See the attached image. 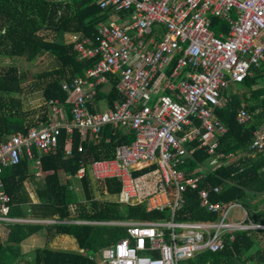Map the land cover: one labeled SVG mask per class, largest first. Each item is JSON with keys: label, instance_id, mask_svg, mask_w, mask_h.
Wrapping results in <instances>:
<instances>
[{"label": "built area", "instance_id": "2783aa9c", "mask_svg": "<svg viewBox=\"0 0 264 264\" xmlns=\"http://www.w3.org/2000/svg\"><path fill=\"white\" fill-rule=\"evenodd\" d=\"M100 10L132 11L119 23L111 19L98 26V43L72 35L79 60H96L71 81H63L68 97L47 102L49 123L44 128L17 132L0 144V224H60L10 217L11 198L2 176L9 167L56 150L62 131L69 143L76 131L97 145L108 126L132 131L135 139L116 148L113 159L82 162L75 179L88 176L93 184L121 183L120 205H146L148 213L169 212V219L98 223L122 226L127 236L95 254L98 264H185L206 252L223 250L235 232L264 228L246 221L233 222L231 209L215 203L220 188L202 189L208 168L186 171V160L197 149L216 156L209 168L222 164L217 151L228 131L218 111L228 102V89L251 77L264 64V0H97ZM226 25L215 32L214 21ZM157 34L147 38L153 33ZM158 37L159 39H157ZM176 57V58H175ZM117 76L123 96L112 108L92 111L101 86ZM94 109V108H93ZM251 114L241 109L240 124ZM253 149L264 152V124L255 132ZM200 142L187 150L186 143ZM36 151V152H35ZM84 152V145L78 146ZM72 156V149L66 152ZM213 167V168H212ZM198 193L201 208L219 214L216 221H175L187 204V193ZM93 258V256H92Z\"/></svg>", "mask_w": 264, "mask_h": 264}, {"label": "trees", "instance_id": "16d2710c", "mask_svg": "<svg viewBox=\"0 0 264 264\" xmlns=\"http://www.w3.org/2000/svg\"><path fill=\"white\" fill-rule=\"evenodd\" d=\"M96 1L0 0V144L19 131L27 133L31 128H44L48 125L50 107L47 102L58 99L65 103L68 97L62 89V82L83 75L96 62L79 60L74 44L70 41L72 35H79L90 38L93 45L88 47H94L98 43L97 28L108 23L113 12L100 10ZM131 12L122 10L118 15L124 17ZM214 24L218 34L220 30H228L221 22L215 20ZM154 34H157L155 30L147 38ZM46 55L54 57L57 66L33 74L34 82L26 85V73L16 63L17 60L35 62ZM7 58L15 63L5 65L4 59ZM110 77L113 86L109 99L112 102L121 101L116 89L118 77ZM259 77H248L239 84L249 93L254 92L253 87ZM38 93L42 95L44 102L39 107L31 108L28 97ZM244 97L248 103L246 106H249L247 111L252 116L246 124L237 121L242 102L239 94L231 95L228 98L229 104L218 111V116L228 129L220 138L217 151L225 154L222 164L215 170L209 168L216 156L209 154V148H201L186 160L184 169L190 172L201 165L206 166L208 169L200 173L204 175L201 188L221 189L220 194L212 195L213 202L227 207L232 204L240 207L241 204L242 209L246 210V223L264 226V152L252 148L256 139L255 132L264 123V98L257 105H252V100L247 95ZM122 133L120 128H109L103 141L98 146H92L78 131L73 135V142L69 143L66 130H63L56 150L40 158L43 175L40 181H37L28 157H24L20 165L6 169L2 181L5 194L11 198L10 217L33 220L56 218L61 221L88 223L169 219L168 211L148 213L145 204L125 206L108 201L101 203L96 200L94 184L88 176L82 182L75 179L82 162L109 159L118 146L134 141L133 135L123 137ZM80 144L84 145L83 153L78 152ZM199 146V141L185 144L187 150ZM69 148L72 149L70 157L66 154ZM62 173L70 177L65 183L60 180ZM32 181L37 182L35 189L40 199L39 205L33 203L27 188V184ZM79 184L83 199L75 191V185ZM101 187L104 189L101 191L103 197L106 194L118 197L121 191V183L117 180H107ZM217 219L219 214L201 208L198 193L195 192L187 193L186 206L175 216V221L180 222ZM41 229H46L48 242L58 235L73 236L79 249L45 245L35 250L29 264H98L95 260L96 253L127 236L125 227L114 225L95 227L66 223L43 226L15 223L10 226L6 243L0 242V264L15 263L22 255V244ZM185 264H264V228L239 230L235 232L234 241L228 236L223 250L203 253Z\"/></svg>", "mask_w": 264, "mask_h": 264}, {"label": "rangeland", "instance_id": "374dc122", "mask_svg": "<svg viewBox=\"0 0 264 264\" xmlns=\"http://www.w3.org/2000/svg\"><path fill=\"white\" fill-rule=\"evenodd\" d=\"M11 63H15V61H10L8 58L7 59H4V64L7 65V64H11ZM19 67L21 68V70L26 73V76H27V79H26V85L30 84V83H33L34 82V77H33V74H37V73H40V72H43V71H46V70H51L53 68H55L57 65H56V62H55V58L50 56V55H46V56H43V57H40L37 61L35 62H28L26 61L25 59H22V60H17L16 62ZM228 92L229 93H242V92H246V89H244V87L239 84V83H232L230 86H229V89H228ZM239 94V95H240ZM257 92L254 93V96H253V93H251V95H249L248 98L250 99H253V98H257V96H260V95H256ZM38 96V97H37ZM42 95L40 93L38 94H35L33 96H30L28 97V105L31 107V108H34V107H39L43 102L44 100H42ZM37 99H40L39 101H36ZM229 104V102L227 103V105ZM241 109H245V110H248L249 111V106H246V102L245 100L241 102V107H240V110ZM210 161L211 159L208 161V163L210 164ZM228 163V162H227ZM93 190H94V195L96 197V200L103 203V201H106L108 200L105 196H101V186L100 185H97V184H94L93 185ZM76 193L78 194L79 198L83 199L84 198V195H83V192L81 189H77L76 190ZM113 199H111L112 201ZM110 202V201H108ZM112 202L114 203H117V200L114 199ZM126 208V207H124ZM231 220L233 222H236L237 220L239 221H244L245 218H246V210H243L242 209V206L240 204V207H237V208H234L231 210ZM238 218V219H236ZM11 224H14V223H6V224H2L3 227L1 226L0 227V242H3V243H6V241L8 240V237H9V233H10V226ZM81 224H84V225H91V226H103V225H100L98 223H88V222H82ZM113 224V223H112ZM5 225V227H4ZM38 225H43V224H38ZM45 226V225H43ZM47 231L46 230H43L41 232H38L34 238H30L27 243L25 242L24 244H22V248H21V251L20 253H22V255L20 254V256L18 257L17 261L13 264H29V260H33V257H34V252L35 250L37 249V247H41L43 246V244H46V234ZM73 237V236H72ZM31 241V243H29ZM71 241V240H70ZM72 242L69 243V245L67 246L69 249L71 248L70 247V244ZM77 245L76 242H73L72 245ZM51 244H49L50 246ZM54 247V246H52ZM25 256L22 258V256Z\"/></svg>", "mask_w": 264, "mask_h": 264}, {"label": "crops", "instance_id": "0c3cea01", "mask_svg": "<svg viewBox=\"0 0 264 264\" xmlns=\"http://www.w3.org/2000/svg\"><path fill=\"white\" fill-rule=\"evenodd\" d=\"M111 15V19H117L118 20V22L119 23H121V22H123L124 20H126V16H124V17H122V16H120V15H116V16H112L113 14H110ZM110 19V20H111ZM157 39H159L158 37H156ZM90 39V38H89ZM257 75V77H259V75H261V77H259L258 78V82H257V84H255L254 85V87H253V90H254V92H248L247 90H246V92H242L240 95H241V98H242V100L244 101L245 100V95H247L248 97H249V95H251V93H253V96H254V93L255 92H257V94L256 95H260V96H257V98L255 99V98H253V99H250V101H251V103H252V105H257L258 103H259V101L261 102L262 101V99L264 98V64L261 66V68H257V69H255V73L252 75V77H255ZM113 77V76H112ZM110 80H111V82L110 83H108V84H106V85H104V86H101L100 87V90H99V93H98V96H97V98H96V100H95V104H94V109L92 108V111H96V110H100V111H104V110H106V109H109V108H112L113 106H114V104L116 103V102H121L122 100H123V96H122V94H120V92L119 91H117L118 92V94L120 95V97H121V101H114V102H112L110 99H109V95H110V92H111V90H112V86H113V81H112V78L110 77ZM238 93H229L228 92V96H229V98L231 97V95H237ZM38 97V96H37ZM40 99H37L36 101H39ZM241 100V101H242ZM245 102H246V104H248L247 103V100H245ZM257 102V103H256ZM228 103V102H227ZM227 106V104H225V106L223 107V108H225ZM257 111H259V110H257ZM257 111H255V114H257ZM264 124V123H263ZM109 128H111L112 130L114 129V130H119V128L120 129H122V134H123V137H128L130 134L131 135H133L134 136V139H135V135H134V133L132 132V131H130L129 129H126V128H123V127H119V128H116V127H113V126H108L106 129H105V131H104V133H103V135H101V139H100V142H99V144L101 143V141H103V139H104V137H105V135H106V133H107V130L109 129ZM133 142V141H132ZM131 142V143H132ZM92 144V143H91ZM99 144H97V145H94V144H92V146H98ZM128 144H130V143H128ZM115 151H116V149L114 150V152H113V156L111 157V158H109V159H103V160H110V159H113L114 158V155H115ZM36 152V151H35ZM103 160H98V161H103ZM31 162H32V165H33V171H34V173L36 174V177H37V181H40V180H42V177H43V175H42V171H41V167H40V157H38V154H37V152H36V158L34 159V160H31ZM94 162V161H93ZM91 163V162H90ZM69 180L70 179V177L69 176H66V174H64V173H62L61 174V176H60V180H61V182L62 183H65L66 182V180ZM35 181H32L30 184H27V188H28V190H29V192L31 193V196H32V200H33V203L35 204V205H39V203H40V199H39V197L37 196V189H35V185L37 184V182H35ZM78 184V183H77ZM76 186V189H75V191L77 190V189H81L82 190V188H81V186H80V184L79 185H75ZM100 190L101 191H103L104 189H103V187H101L100 188ZM105 197L108 199V200H106V201H110V202H112L114 199H116L117 200V197L115 196V197H110V196H108L107 194L105 195ZM111 199H113L112 201H111ZM17 219H24V220H30L29 218H22V217H16ZM52 220H54V221H57V222H64V221H61V220H58V219H56V218H53ZM52 220H49L48 219V221L47 222H49V221H52ZM39 221H41V220H39ZM67 224H69V223H73V224H79V225H84V224H81L82 222H76V221H65ZM27 224H29V223H27ZM32 224H34V225H38V224H41V223H32ZM43 225H53V224H43ZM3 227V225L2 224H0V227ZM4 227H5V225H4ZM43 230H46V229H43ZM42 231V229L39 231V232H41ZM47 234V233H46ZM36 235V234H35ZM34 235V236H35ZM34 236H32V238H34ZM71 240V241H70ZM45 241H46V244H43V246H45V245H49V244H51L50 246H54V247H57V248H63V249H69L67 246L69 245V243L70 242H76L77 243V241H76V239L74 238V237H72L71 235H58V236H56V237H54L50 242H48V240H47V238L45 239ZM27 243V242H26ZM29 243H31V241L29 242ZM72 243L70 244V249L71 250H77V249H79V245H78V243H77V245L75 244H73L72 245ZM43 246H41V247H43ZM37 248H39V247H37Z\"/></svg>", "mask_w": 264, "mask_h": 264}, {"label": "clouds", "instance_id": "9594fccd", "mask_svg": "<svg viewBox=\"0 0 264 264\" xmlns=\"http://www.w3.org/2000/svg\"><path fill=\"white\" fill-rule=\"evenodd\" d=\"M60 224H64V223H60ZM69 224H73V223L71 222V223H69Z\"/></svg>", "mask_w": 264, "mask_h": 264}]
</instances>
